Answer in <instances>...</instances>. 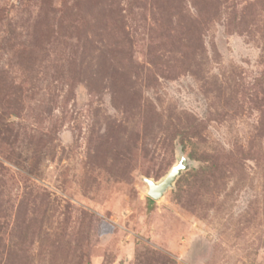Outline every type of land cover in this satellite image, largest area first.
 I'll return each instance as SVG.
<instances>
[{
    "label": "rangeland",
    "instance_id": "374dc122",
    "mask_svg": "<svg viewBox=\"0 0 264 264\" xmlns=\"http://www.w3.org/2000/svg\"><path fill=\"white\" fill-rule=\"evenodd\" d=\"M0 264H264V0H0Z\"/></svg>",
    "mask_w": 264,
    "mask_h": 264
},
{
    "label": "water",
    "instance_id": "95a60500",
    "mask_svg": "<svg viewBox=\"0 0 264 264\" xmlns=\"http://www.w3.org/2000/svg\"><path fill=\"white\" fill-rule=\"evenodd\" d=\"M189 166L190 161L186 157L180 155L176 163L159 181H154L149 178H142L143 182L148 187L147 195L154 200H158L169 188L173 186V183L177 177L180 176L181 173Z\"/></svg>",
    "mask_w": 264,
    "mask_h": 264
}]
</instances>
